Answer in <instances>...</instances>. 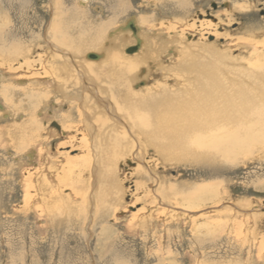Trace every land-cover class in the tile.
Returning <instances> with one entry per match:
<instances>
[{
	"label": "rangeland",
	"instance_id": "obj_1",
	"mask_svg": "<svg viewBox=\"0 0 264 264\" xmlns=\"http://www.w3.org/2000/svg\"><path fill=\"white\" fill-rule=\"evenodd\" d=\"M104 1L0 0V264H264V100L248 107H260L262 115L252 121L258 122L252 140H238L227 156L179 147L164 155L145 134L124 129L128 119L120 112L112 110L120 117L111 118L106 93L105 104L93 103L105 89L100 79L74 80L70 72L68 80L55 78L49 45L61 34V49L75 54L85 36L87 59L116 53L132 64L123 78L128 90L178 91L182 79L169 69L185 52L198 55L207 47L248 68L264 63V0H116L115 12ZM126 21L134 32L124 29ZM4 50L24 56L11 59ZM255 86L247 84L248 93ZM88 108L117 121L121 140L103 137ZM238 126L230 137L250 135ZM121 141L130 142L128 154L115 157L111 151Z\"/></svg>",
	"mask_w": 264,
	"mask_h": 264
},
{
	"label": "bare ground",
	"instance_id": "obj_2",
	"mask_svg": "<svg viewBox=\"0 0 264 264\" xmlns=\"http://www.w3.org/2000/svg\"><path fill=\"white\" fill-rule=\"evenodd\" d=\"M81 2H85V0H80ZM178 9V8H176ZM136 18V16H135ZM127 22V21H126ZM133 22V21H132ZM136 23V21H135ZM201 23V22H200ZM199 23V24H200ZM62 24V23H61ZM60 24V25H61ZM206 25H215V23L210 22V20H206ZM98 25V24H97ZM137 25V23L135 24ZM57 26V25H55ZM138 26V25H137ZM191 26V25H190ZM51 28V27H50ZM56 28V27H55ZM60 28V27H59ZM206 28V27H205ZM115 29V28H114ZM124 29L130 30V27L127 26V23L124 25ZM201 30V29H200ZM55 30V34L58 33ZM61 30H59V33ZM114 32V31H113ZM48 33V31H47ZM53 33V31H52ZM127 33V32H126ZM63 34V33H62ZM141 34V33H140ZM140 34H138L139 38L142 40ZM149 34V33H148ZM208 34V33H207ZM47 35V34H46ZM50 35V34H49ZM81 35V34H80ZM123 35V34H121ZM53 36V34H51ZM59 38H54L53 41H49L53 46L50 45V51H52V56L56 59V63H58V66L54 68L56 76L55 78H61L62 81H65L66 79H70L68 77L69 72L71 73V76L74 77L76 75L82 77L85 76L88 78V80H91L92 77H95V79H100L101 84L105 87L102 94L101 92H98L101 102L97 99L92 100L93 103L95 101L96 103H103L107 102L103 99V94L106 93L107 96L112 98V108L108 112L112 113L111 118L113 117L115 119H118L120 116L118 114L113 113L112 110L117 112H120V115H124V119L127 123L123 122V125L125 126L124 129H132V130H138L141 133L145 134L147 137V141L150 146H153L157 148V151L159 150L160 153L164 154V151H174V147H179V149L183 148H192L193 152L194 149L199 148L197 151H212V150H218L221 155L227 156L229 152H231L232 149H234V145L238 140H245L249 137L250 140H252L253 136L251 133H254V126L258 124L256 120L257 117L261 115V111H259L260 107L248 108L251 104H256V101L258 100H264V63L258 60V62H255V66L252 65V67H247L245 65H240V63H235L234 61L228 62L226 57L224 55H221L219 52L215 51L212 48H203V53H199L198 55H191L189 53H184L181 57V60L174 64V66H170L169 69L172 71L176 77H178L179 81L182 79L181 87L176 90H170L168 88H164V90L158 91L154 95L151 90L147 89L145 92H143L144 88H141L139 90H128L126 86H129L123 82L124 76L130 71V65H132L130 62H120L115 55L116 53L107 55L104 54L101 59H97V61H92L90 59H87V53L89 52L87 49H85L84 45L87 42V39L82 38V40L79 42V45H75L73 50L75 54L69 51H65L61 49V45L64 44L63 36L60 34ZM72 36V35H71ZM151 36V35H150ZM191 36V35H190ZM90 37V36H89ZM116 37V36H114ZM122 37V36H121ZM127 37V35H126ZM47 38V37H46ZM67 38V37H66ZM70 38V36H69ZM17 39V38H16ZM58 40V42L56 41ZM68 39V38H67ZM73 39V38H72ZM89 39V38H88ZM115 38H112V41ZM190 39V38H189ZM19 40V39H18ZM70 40V39H69ZM91 40V39H90ZM93 40V38H92ZM99 42L101 40L98 39ZM194 40V39H193ZM79 41V40H78ZM95 41V40H94ZM135 41V40H134ZM245 41V40H244ZM56 42V43H54ZM97 42V41H96ZM117 42V41H115ZM1 43V42H0ZM13 43V41H12ZM66 43V42H65ZM72 43V42H71ZM94 43V42H93ZM110 43V42H109ZM118 43V42H117ZM3 44V43H2ZM14 44V43H13ZM90 44V43H89ZM96 44V43H94ZM93 44V45H94ZM122 44V42H120ZM4 45V44H3ZM3 45L1 46L2 48ZM6 45V44H5ZM4 45V46H5ZM11 45V44H10ZM74 45V44H73ZM155 45V44H154ZM194 45V44H192ZM201 45V44H199ZM7 46V45H6ZM105 46V45H103ZM116 46V45H115ZM114 46V47H115ZM139 46V45H138ZM142 46V43L140 47ZM195 46V45H194ZM204 46V45H203ZM211 46V45H210ZM29 47V46H28ZM64 47V46H63ZM66 47V46H65ZM117 48L121 46H116ZM139 47V48H140ZM197 47V46H196ZM205 47V46H204ZM92 48V47H91ZM94 48V46H93ZM99 48V47H98ZM108 48L109 47L108 45ZM139 48L137 50H139ZM156 48V47H155ZM187 48V46H186ZM106 49V48H105ZM120 49V48H119ZM129 49V48H128ZM151 49V48H150ZM189 49V48H188ZM201 49V48H200ZM3 50V49H2ZM8 50V49H6ZM82 50L83 57L79 62H77L78 58L77 55L82 54L80 51ZM110 50V49H109ZM13 51V50H12ZM10 51H5V55L8 56L11 59L17 60L19 55H23L20 52L8 54ZM25 51V50H24ZM120 51V50H119ZM140 51V50H139ZM156 51V50H155ZM191 51V50H188ZM195 51V50H194ZM200 51V50H199ZM2 52V51H1ZM80 52V53H79ZM91 52V51H90ZM89 52V53H90ZM104 52V51H103ZM117 52V51H114ZM137 52V51H135ZM150 52V51H149ZM97 54V52H95ZM110 53V52H109ZM133 53V52H132ZM143 53V52H142ZM154 54V52H152ZM191 53V52H190ZM195 53V52H194ZM99 54V53H98ZM102 54V53H101ZM135 56L134 54H131ZM100 57V54L97 55ZM140 56V55H138ZM136 56V57H138ZM147 56V55H146ZM1 57V56H0ZM26 57V56H25ZM123 59L127 60L129 56L124 55L122 56ZM125 57V58H124ZM142 57V56H141ZM225 57V58H224ZM7 58V57H6ZM132 58V56H131ZM203 58V60H201ZM4 59V57H3ZM137 59V58H135ZM141 59V58H140ZM143 60V59H142ZM132 61V60H131ZM134 61V60H133ZM139 61V59H138ZM7 62V61H6ZM18 62V61H17ZM223 62V63H221ZM226 62L228 65H225ZM238 62V61H237ZM137 63V62H135ZM231 63V66H230ZM244 63V61H243ZM254 62H252L253 64ZM21 66L22 64L19 63ZM124 64H127L124 65ZM138 64V63H137ZM249 64V63H248ZM237 65H240L239 67ZM13 66V65H12ZM130 66V67H129ZM139 66V65H138ZM228 66V67H227ZM17 65L15 66V68ZM134 67V66H133ZM260 67V70H254L258 69ZM20 68V67H19ZM139 68V67H138ZM147 68H144V71L146 72ZM262 69V70H261ZM142 70V69H141ZM226 71L229 75H226ZM11 72V70H10ZM15 72V71H14ZM40 74V73H39ZM130 73H128L129 75ZM224 74V75H223ZM32 75V74H31ZM127 75V76H128ZM4 76V75H3ZM7 76H10L7 74ZM6 76V77H7ZM30 76V75H29ZM137 76V73H136ZM134 76V77H136ZM225 78H233V81H236L235 83L238 85L234 88H232L231 80H225ZM246 76V77H245ZM77 77V76H76ZM74 77V80H77L78 78ZM114 77V78H113ZM118 77V78H117ZM131 78V76H130ZM240 78V79H239ZM7 79V78H6ZM94 79V78H93ZM135 80V79H133ZM244 80L245 87L243 86V89L241 88V81ZM1 81V80H0ZM20 81V80H19ZM22 81V80H21ZM59 81V80H57ZM129 81V80H128ZM178 81V82H179ZM180 81V82H181ZM247 81V82H246ZM9 82V81H8ZM78 82V81H77ZM76 82V84H77ZM80 82V81H79ZM97 82V81H96ZM131 82V81H130ZM251 82H256L257 86L253 87L256 91H252L253 94L248 93L247 84L250 85ZM88 83V82H87ZM128 83V82H127ZM132 83V82H131ZM234 83V82H233ZM61 84V83H60ZM63 84V83H62ZM59 85L60 87H63ZM227 84V85H226ZM1 85V84H0ZM5 85V84H4ZM78 85V84H77ZM84 85V84H82ZM99 85V84H98ZM263 85V87H262ZM3 87V86H2ZM11 87V86H10ZM14 87V86H13ZM76 87V86H75ZM164 87V86H163ZM162 87V88H163ZM230 87V88H229ZM252 87V86H251ZM262 87V88H261ZM12 88V87H11ZM67 88V87H66ZM83 88V87H82ZM129 88V87H128ZM227 88V89H226ZM229 88V89H228ZM35 89V88H34ZM64 89V88H63ZM75 89V88H74ZM73 89V90H74ZM94 89V88H93ZM99 89V88H98ZM143 89V90H142ZM1 90V88H0ZM6 90V89H5ZM9 90V89H8ZM13 90V89H12ZM11 90V91H12ZM30 90V89H29ZM37 90V89H36ZM54 90V89H53ZM59 90V88H57ZM86 90V89H85ZM261 90V91H260ZM88 91V89H87ZM93 91V90H92ZM131 91V92H130ZM1 92V91H0ZM34 92V91H33ZM36 92V91H35ZM68 92V91H67ZM71 92V91H70ZM90 93V91H88ZM142 92V93H141ZM255 92V93H254ZM3 93V92H2ZM61 93V92H60ZM59 93V94H60ZM78 93V92H77ZM108 93V94H107ZM7 94V91H6ZM91 94V93H90ZM5 95V94H4ZM12 95V92H11ZM63 95V94H62ZM67 95V94H66ZM65 95V96H66ZM69 95V94H68ZM44 96V95H43ZM84 96V95H83ZM92 96V95H91ZM255 96V97H254ZM13 97V96H12ZM85 97V96H84ZM89 97V96H88ZM254 97V98H253ZM34 98V97H32ZM68 98V97H67ZM78 98V97H77ZM110 98V99H111ZM7 99V98H6ZM43 99V98H42ZM87 99V98H86ZM22 100V99H21ZM33 100V99H32ZM37 100V98H36ZM91 100V99H90ZM108 100V99H107ZM14 101V100H12ZM18 101V100H16ZM26 101V100H25ZM28 101V100H27ZM31 101V100H30ZM73 101V100H72ZM84 102L86 100H83ZM89 101V100H88ZM103 101V102H102ZM108 103H111L109 102ZM114 101V103H113ZM40 102V100H39ZM38 102V103H39ZM81 102V101H78ZM82 103V102H81ZM91 103V102H90ZM89 103V106H90ZM92 103V104H93ZM116 103V104H115ZM8 105L9 103L6 102ZM23 104V103H22ZM33 104V103H31ZM42 104V103H41ZM105 104V103H103ZM250 104V105H249ZM261 103H258V105ZM28 105V104H27ZM88 106V104L86 103ZM85 103L82 104V108L84 106L86 107ZM109 105V104H108ZM26 106V105H25ZM36 106V105H35ZM99 105H97L98 107ZM260 106V105H259ZM92 107V106H91ZM94 107V106H93ZM96 107V106H95ZM95 107L93 109H95ZM101 107V104L100 106ZM81 108V107H80ZM79 109V108H78ZM89 113L91 115H94V120L98 121L97 127L101 131L102 136H107L108 139H114V140H121L119 136H116L118 134L117 128L119 127V123L113 122L111 119L108 120V118H104L98 115H95L92 108H88ZM100 109V108H99ZM248 109V110H247ZM259 109V110H258ZM33 110V109H32ZM36 110V109H35ZM96 110V109H95ZM103 110H105L103 108ZM102 110V111H103ZM229 110V112H227ZM15 111V109H14ZM264 111V110H262ZM26 112V111H25ZM68 112V111H67ZM100 112V111H99ZM244 112H250L252 116L250 118H247L246 115H244ZM14 115V112H12ZM66 113V112H65ZM97 113V112H96ZM103 114V112H101ZM243 113V115H241ZM258 115H255L257 114ZM17 114V113H16ZM25 114V113H24ZM100 114V115H102ZM26 115V114H25ZM91 115L86 114V116L90 117ZM234 115V116H231ZM241 115V117H239ZM104 116V114H103ZM262 116V115H261ZM264 116V114H263ZM27 117V116H26ZM30 117V116H29ZM249 117V116H248ZM23 118V117H22ZM67 118V117H66ZM85 118V116H84ZM83 118V119H84ZM262 118V117H260ZM34 119V117L32 118ZM86 119V118H85ZM84 119V120H85ZM254 119H256L254 122H252ZM21 120V119H20ZM251 120V121H249ZM25 121V120H24ZM28 121V120H27ZM120 122H122V119H119ZM249 121V123H248ZM251 122V123H250ZM14 123V122H13ZM248 123V125H246ZM39 124V123H38ZM37 124V125H38ZM97 124V123H96ZM250 124V125H249ZM12 125V124H11ZM234 125H240L238 126V132H241L243 130H248L246 133L250 135L244 134V131L242 134H238L239 137H230V131L232 128H234ZM35 126V125H34ZM94 126V125H93ZM261 126V125H260ZM20 127V126H19ZM22 128V127H20ZM37 128V127H36ZM250 128V131L249 129ZM11 129V128H10ZM13 129V128H12ZM18 129V128H17ZM63 129V128H62ZM92 129V127H91ZM123 129V130H124ZM237 129V128H236ZM1 130V129H0ZM30 130V129H29ZM233 130V129H232ZM18 131V130H17ZM24 131V130H23ZM33 131V130H32ZM72 131V130H71ZM22 132V131H21ZM39 132V130H38ZM94 132V131H93ZM96 132V131H95ZM122 132V131H121ZM125 132V131H124ZM131 132V131H130ZM18 133V132H17ZM20 134V133H19ZM41 135V134H39ZM126 135V134H125ZM12 136V135H11ZM103 136V137H104ZM13 138V137H12ZM16 138V137H15ZM35 138V137H34ZM97 138V137H96ZM106 138V139H107ZM14 139V138H13ZM29 139V138H28ZM36 139V138H35ZM99 139V138H98ZM107 139V140H108ZM39 140V139H38ZM96 140V139H95ZM104 140V139H103ZM32 141V140H31ZM27 142V141H26ZM99 142V141H98ZM126 142V141H125ZM18 143V147L22 148L21 140ZM28 143V142H27ZM109 143V142H108ZM112 143V142H111ZM125 145L124 141L119 142L118 146H113L114 149L111 151L112 155L115 157H122L125 153L128 154V148L130 145ZM163 143V144H162ZM168 144H173L168 146ZM175 144V145H174ZM29 145V144H28ZM27 145V146H28ZM198 145V146H197ZM168 146V147H167ZM94 147V145H93ZM97 147V146H96ZM112 147V148H113ZM106 149V148H105ZM207 149V150H205ZM111 150V149H110ZM177 150V149H176ZM184 150V149H183ZM186 150V149H185ZM237 151V150H236ZM189 152V151H187ZM222 152V153H221ZM228 152V153H226ZM90 153V152H89ZM96 153V152H95ZM103 153V152H102ZM205 153V152H204ZM203 153V154H204ZM94 154V153H93ZM92 154V155H93ZM105 156H108L110 153L106 152L104 153ZM110 154V155H111ZM162 154V155H163ZM190 154V153H187ZM194 154V153H193ZM201 154V153H199ZM90 155V154H89ZM101 155V154H100ZM109 155V156H110ZM119 155V156H117ZM165 155V154H164ZM163 155V156H164ZM172 155V153L170 154ZM96 156V155H95ZM104 156V157H105ZM108 156V159H109ZM162 156V157H163ZM173 156V155H172ZM177 156V154H176ZM196 156V155H195ZM76 157V156H75ZM88 157V156H87ZM102 157V156H101ZM161 157V158H162ZM194 157V156H193ZM204 157V156H200ZM213 157V156H212ZM78 158V157H77ZM111 158V157H110ZM195 158V157H194ZM197 158V157H196ZM221 158V157H220ZM229 158V157H228ZM70 158H67L69 160ZM81 159V158H80ZM101 159V158H100ZM114 159V157H113ZM183 159V158H182ZM181 159V160H182ZM66 160V161H67ZM72 160V159H71ZM83 160V159H82ZM103 160V159H102ZM75 161V160H74ZM98 161V160H97ZM119 161V160H118ZM73 162V160H72ZM76 162V161H75ZM116 162V161H115ZM101 163V162H100ZM95 165V164H94ZM102 165V164H101ZM45 167V166H44ZM73 167V166H72ZM80 167V166H79ZM91 167V166H89ZM94 167V166H93ZM96 167V166H95ZM104 167V166H103ZM98 168V167H96ZM95 168V169H96ZM142 169V168H141ZM113 170V168L111 169ZM89 171V170H88ZM96 171V170H95ZM114 171V170H113ZM112 173H115L113 172ZM137 171V170H136ZM106 172V171H103ZM139 172V171H138ZM143 172V171H142ZM97 173V172H96ZM98 174V173H97ZM102 174V173H101ZM143 174V173H142ZM104 175V174H102ZM106 175V173H105ZM109 175L111 177V172H109ZM112 177H114L112 175ZM40 178V177H39ZM105 178V177H104ZM115 178V177H114ZM93 179V178H92ZM97 179V178H96ZM101 179V178H100ZM102 180V179H101ZM113 180V179H112ZM47 182V181H46ZM114 183V182H113ZM48 184V183H47ZM97 184V183H96ZM101 184V183H100ZM116 185V184H115ZM49 186V185H48ZM117 187V186H116ZM99 188V187H98ZM106 188V186H105ZM109 188V187H107ZM106 188V189H107ZM112 188V187H111ZM170 188V187H169ZM102 190V189H100ZM110 190H114L113 188ZM177 190V189H175ZM97 191V190H96ZM95 191V192H96ZM115 191V190H114ZM174 191V190H173ZM118 192V191H117ZM44 193V192H43ZM99 193V192H98ZM97 193V195H98ZM120 193V192H119ZM96 194V193H95ZM180 194V193H179ZM119 195V194H118ZM120 196V195H119ZM54 197V196H53ZM102 197V195H101ZM44 198V197H43ZM105 198V196H104ZM120 198V197H119ZM61 199V198H60ZM100 199V198H99ZM98 199V200H99ZM101 200V199H100ZM107 200V199H106ZM110 200V199H109ZM107 200V201H109ZM49 202V201H48ZM51 202V201H50ZM63 202V201H62ZM98 202V201H97ZM110 202V201H109ZM108 202V203H109ZM112 202V201H111ZM106 203V204H108ZM44 204V203H43ZM67 204V203H66ZM46 205V204H45ZM50 205V204H49ZM75 205V204H74ZM51 206V205H50ZM55 207V206H54ZM103 207V206H102ZM40 208V207H39ZM101 208V207H100ZM104 208V207H103ZM102 208V210H104ZM56 209V208H55ZM63 209V208H62ZM77 209V208H76ZM108 209V208H107ZM110 209V208H109ZM42 210V209H41ZM101 210V209H100ZM101 210V211H102ZM46 212V211H45ZM48 212V211H47ZM104 212V211H103ZM107 212V211H105ZM102 213V212H101ZM52 214V213H49ZM56 214V213H55ZM99 214V213H98ZM105 214V213H104ZM50 218V217H49ZM52 219V218H51ZM55 219V217H54ZM58 221V220H57ZM52 222V221H51ZM226 263V262H225Z\"/></svg>",
	"mask_w": 264,
	"mask_h": 264
},
{
	"label": "crops",
	"instance_id": "obj_3",
	"mask_svg": "<svg viewBox=\"0 0 264 264\" xmlns=\"http://www.w3.org/2000/svg\"><path fill=\"white\" fill-rule=\"evenodd\" d=\"M86 1V0H85ZM107 0H105L104 2L105 3H103V4H105V6H109V8H111V11H112V9L114 8V7H116L117 5H118V7L119 6H121L120 5V3H117V1L116 0H108V2H106ZM82 3H84V2H82ZM118 11H119V9H118ZM117 11V12H118ZM112 12H115V10H113ZM50 43V42H49ZM50 45L51 46H53L51 43H50ZM54 47V46H53Z\"/></svg>",
	"mask_w": 264,
	"mask_h": 264
},
{
	"label": "water",
	"instance_id": "obj_4",
	"mask_svg": "<svg viewBox=\"0 0 264 264\" xmlns=\"http://www.w3.org/2000/svg\"><path fill=\"white\" fill-rule=\"evenodd\" d=\"M127 26L128 27H130L131 29H133V32L135 31V28H134V25H133V23H132V21H128L127 22ZM131 48V49H130ZM129 49H128V51H133V50H135L136 48H137V45L135 46H133V47H130ZM127 51V52H128ZM89 56L91 57V58H96L97 57V55H95V54H93V53H91V54H89Z\"/></svg>",
	"mask_w": 264,
	"mask_h": 264
}]
</instances>
